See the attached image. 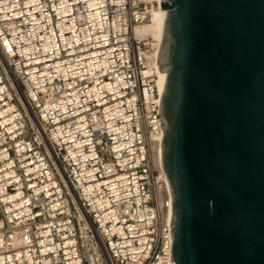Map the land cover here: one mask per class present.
Segmentation results:
<instances>
[{
    "label": "built area",
    "instance_id": "obj_1",
    "mask_svg": "<svg viewBox=\"0 0 264 264\" xmlns=\"http://www.w3.org/2000/svg\"><path fill=\"white\" fill-rule=\"evenodd\" d=\"M162 2L0 0V264H175Z\"/></svg>",
    "mask_w": 264,
    "mask_h": 264
},
{
    "label": "water",
    "instance_id": "obj_2",
    "mask_svg": "<svg viewBox=\"0 0 264 264\" xmlns=\"http://www.w3.org/2000/svg\"><path fill=\"white\" fill-rule=\"evenodd\" d=\"M175 264H264V0H164Z\"/></svg>",
    "mask_w": 264,
    "mask_h": 264
},
{
    "label": "bare ground",
    "instance_id": "obj_3",
    "mask_svg": "<svg viewBox=\"0 0 264 264\" xmlns=\"http://www.w3.org/2000/svg\"><path fill=\"white\" fill-rule=\"evenodd\" d=\"M167 10L162 7L153 11L151 19L148 23L137 25L134 29L135 34L138 37H152L156 40L155 46L151 52L150 59L147 64L146 73L154 72L157 75V82L161 95L163 94L167 74L165 71L161 70L158 63L159 49L162 43V29L165 21ZM161 156H162V146H161ZM172 217V208H171Z\"/></svg>",
    "mask_w": 264,
    "mask_h": 264
},
{
    "label": "rangeland",
    "instance_id": "obj_4",
    "mask_svg": "<svg viewBox=\"0 0 264 264\" xmlns=\"http://www.w3.org/2000/svg\"><path fill=\"white\" fill-rule=\"evenodd\" d=\"M156 44V40L153 39L152 37H149V45H150V48L153 50V46H155Z\"/></svg>",
    "mask_w": 264,
    "mask_h": 264
}]
</instances>
